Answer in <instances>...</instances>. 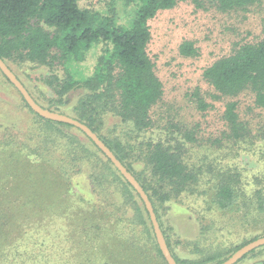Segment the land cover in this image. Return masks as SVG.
<instances>
[{
  "label": "trees",
  "instance_id": "obj_1",
  "mask_svg": "<svg viewBox=\"0 0 264 264\" xmlns=\"http://www.w3.org/2000/svg\"><path fill=\"white\" fill-rule=\"evenodd\" d=\"M81 1L0 0V58L6 64L52 66L57 61L64 76L55 84L60 98L54 106L69 105L71 92L79 91L69 115L89 126L141 184L177 264L224 261L257 236L187 257L183 240L171 225L164 226L166 202L186 191L199 192L206 194L208 210L240 213L242 218L252 214L262 220L264 182L250 192L241 187L239 173L230 168L207 162L203 169L202 163L190 162V148L200 139L197 125L169 118L156 136L144 143L138 140L141 132L151 128L150 111L163 95L162 82L148 53L149 20L178 2L232 12L245 11L261 0H123L126 15L120 19L115 8L107 12L84 6ZM94 48L100 52L91 73L85 79L76 78V66ZM178 52L184 57L196 56L198 49L192 41L183 40ZM202 77L214 90V98L226 99L221 113L223 127L213 142L238 145L251 141L235 97L249 91L254 106L264 108V37L234 43L229 53L203 69ZM49 79L59 78L52 75ZM190 95L198 111L212 106L199 88ZM20 97L33 116V127L26 132L14 126V133L0 135L2 146L11 151L2 158L0 175V264H167L143 201L105 154L80 129L39 116ZM111 119L115 121L112 129L126 124L130 127L126 135L136 136L127 139L112 134L107 126ZM29 156H35L34 160ZM205 171L215 173L208 177V190H200ZM80 172H88L98 197L80 193L73 181ZM52 216L69 219L65 234L72 243L66 248L64 242H51L46 237L44 221ZM202 216L205 223L206 219L213 221ZM201 238L193 241L197 248ZM262 250L264 245L234 264ZM259 262L264 264V258Z\"/></svg>",
  "mask_w": 264,
  "mask_h": 264
},
{
  "label": "rangeland",
  "instance_id": "obj_2",
  "mask_svg": "<svg viewBox=\"0 0 264 264\" xmlns=\"http://www.w3.org/2000/svg\"><path fill=\"white\" fill-rule=\"evenodd\" d=\"M122 1L82 0L81 4L107 12L115 8L120 19L126 15ZM149 27L151 39L148 53L162 82L163 95L150 111L153 122L151 128L141 132L138 140L144 143L151 135L156 136L166 119L169 118L188 126L197 125L200 139L190 148L192 155L190 162H195L198 166L202 163L203 169L206 168L204 163L207 162L221 169L230 168L233 172L239 173L241 187L250 192L259 188L264 182V108L254 106L253 97L249 91L236 96L235 99L239 101V117L248 124L249 131L246 135L251 137V141L244 140L238 145L230 142L217 145L213 142L214 135L223 127L221 113L226 99L213 97L215 92L204 81L202 71L213 60L229 53L234 43L254 42L264 37V0L245 11L232 12H221L214 7L196 8L190 2H178L172 8L158 11L149 20ZM183 40L194 43L198 49L196 56L180 55L178 47ZM99 52V48L90 49L87 52L84 61L79 63L74 70L76 78L85 79L89 76ZM7 65L41 106L71 116L69 114L79 95L78 90L71 92L69 105L54 106L60 98L55 90L57 87L55 84L64 76V69L57 61H54L52 66L30 62H9ZM52 75L59 79H49ZM45 77L49 78L45 79ZM50 81H54V84H50ZM196 88H199L204 98L212 104L206 111H198L194 106L190 94ZM31 119L33 116L24 106L19 92L0 71V135L5 134V131L14 133L16 131L14 126L21 127L27 132L33 127ZM114 122L112 119L107 122L108 128L113 130L112 134H119L127 139L136 136L135 133L126 135L128 133L126 131L130 130L126 124L112 129ZM71 131L84 140L83 135L78 131L73 128ZM10 152L0 142V175L4 167L2 158L4 154L8 155ZM34 158L35 156H29L30 160ZM87 173H76L73 181L78 184L76 187H80L78 189L84 197L96 198L98 196L92 190V179ZM204 173L206 176L202 180L200 190H208L210 184L208 177L215 172L205 171ZM72 189L69 192H74ZM206 198V194L186 191L178 198L166 202L168 210L163 218L164 226L167 228L171 225L183 240V252L187 254V257H197L200 252H208L216 245L225 246L226 243H238L255 235L256 238L264 236L262 233L264 219H257L252 214L247 218H242L239 216L240 213L238 215L231 212L208 210L204 202ZM202 215H207V218L210 217L213 221L206 219L205 223L201 219ZM44 222L47 223L48 241H62L65 243V248L71 245L72 242L67 240L65 234L69 223L68 218L52 216ZM205 224L210 225L207 227ZM197 237H202L198 248L193 245ZM191 249L197 251L191 252ZM54 252L56 253V249ZM262 258H264V250L236 264H261L259 260ZM52 259L55 261V258Z\"/></svg>",
  "mask_w": 264,
  "mask_h": 264
},
{
  "label": "water",
  "instance_id": "obj_3",
  "mask_svg": "<svg viewBox=\"0 0 264 264\" xmlns=\"http://www.w3.org/2000/svg\"><path fill=\"white\" fill-rule=\"evenodd\" d=\"M0 71L3 75L9 80V82L16 88V90L20 93L23 99L26 101L28 106L39 116L50 119L53 121L63 122L66 124H70L80 129L87 137H89L94 144L105 154V156L111 161L114 167L119 171V173L128 181V183L135 189L139 197L144 203V206L148 212L149 219L152 224L153 232L155 235L156 243L158 245L159 250L161 251L162 256L164 257L167 264H177L174 257L172 256L167 243L165 241L162 230L157 221L152 203L141 186V184L137 181L134 175L122 164V162L115 156L112 150L99 138V136L85 123L68 116L63 113H59L50 109H47L41 106L35 99L31 96L29 91L23 85V83L19 80V78L15 75V73L9 68V66L5 63L3 59L0 58ZM261 245H264V236L258 237L237 250H235L227 259L220 262L219 264H234L239 258H241L245 253L255 249Z\"/></svg>",
  "mask_w": 264,
  "mask_h": 264
}]
</instances>
